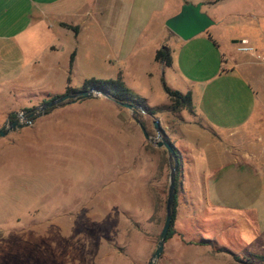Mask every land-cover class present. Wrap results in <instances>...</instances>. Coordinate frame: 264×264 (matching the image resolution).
<instances>
[{
  "label": "rangeland",
  "instance_id": "obj_1",
  "mask_svg": "<svg viewBox=\"0 0 264 264\" xmlns=\"http://www.w3.org/2000/svg\"><path fill=\"white\" fill-rule=\"evenodd\" d=\"M70 55L58 60L66 63ZM93 64L54 74L34 67L38 73L31 68L20 72L6 85L10 89L0 87V126L23 109L63 95L66 87L78 91L88 79L119 75L147 107L166 103L154 78L130 71L118 74L100 58ZM178 113L199 123L184 110L154 117L131 114L99 97L55 107L0 138V264H146L164 219L168 163L165 151L142 137L133 118L154 137L153 119L161 128L177 125ZM173 144L178 158L174 234L155 264H205L208 256L228 259L230 252L236 264H264L254 257L264 255L259 247L264 243L246 244L251 234L243 223L238 227L241 239L230 231L218 241L224 246L226 242L230 252L212 242L196 245L215 236L219 227L201 217L198 200L190 204L192 194L201 200L195 182L197 172L207 166L201 165L199 150H182L176 140ZM191 208L196 209L193 217Z\"/></svg>",
  "mask_w": 264,
  "mask_h": 264
},
{
  "label": "crops",
  "instance_id": "obj_2",
  "mask_svg": "<svg viewBox=\"0 0 264 264\" xmlns=\"http://www.w3.org/2000/svg\"><path fill=\"white\" fill-rule=\"evenodd\" d=\"M184 5H199L212 21L186 41L164 25ZM241 41L253 52H237ZM162 46L169 50V66L153 60ZM71 52L73 70L94 67L100 58L118 74H144L189 92L199 123L178 113L177 125L161 129L176 152L174 140L182 150H199L207 166L195 182L201 200L192 194L190 202L198 200L205 222L219 226L205 240L230 252L218 241L230 231L241 239L243 223L251 234L246 244L264 243V0H0V87L10 89L6 85L29 68L38 73L33 67L67 72L68 60L58 59ZM230 253L203 261L236 264Z\"/></svg>",
  "mask_w": 264,
  "mask_h": 264
},
{
  "label": "water",
  "instance_id": "obj_3",
  "mask_svg": "<svg viewBox=\"0 0 264 264\" xmlns=\"http://www.w3.org/2000/svg\"><path fill=\"white\" fill-rule=\"evenodd\" d=\"M212 21L199 10V5H184L180 8L179 12L174 16L168 18L164 25L165 27L175 36H177L182 41L191 39L192 37L204 32L210 25ZM103 97L106 99L111 98L103 93L98 91L95 88H91L85 91H76L73 93L63 94L61 96L52 98L51 100L42 103L41 105L31 109L29 112H20L15 115V118L12 121H5L3 125L0 126V138L5 137L7 134L14 132L18 129L24 128L31 124L33 118L42 116L55 107L66 105L69 103H76L81 100H90ZM121 107L126 108L131 112V114H136L140 112L145 114L139 105L134 104H119ZM133 121L138 126L142 137L150 144L155 145L158 148H161L166 153L167 163H168V183L166 191V200L164 207V219L162 223L161 230L159 232L154 251L152 252L149 260L146 264H155L158 260L162 249L163 244L166 240V236L169 230L171 222V212L173 207L174 200V184H175V173L177 170V156L175 154V149L169 140L163 138L164 132L159 125L157 119H153L152 128L154 130V137L149 136L144 127L139 123V121L133 118Z\"/></svg>",
  "mask_w": 264,
  "mask_h": 264
},
{
  "label": "trees",
  "instance_id": "obj_4",
  "mask_svg": "<svg viewBox=\"0 0 264 264\" xmlns=\"http://www.w3.org/2000/svg\"><path fill=\"white\" fill-rule=\"evenodd\" d=\"M72 59H73V54H71L69 57V61H68L69 69L71 68ZM153 60L155 62L163 64L164 66H169L170 65V53H169L168 48L165 46H162L159 49H157L154 52ZM67 81H68V78H67ZM91 88H95L98 91L107 94L111 98V100L117 105L119 104L139 105L141 109L145 112V114L152 116V117L160 113L174 114L182 110L188 113H192L189 92L181 94L178 91L171 90L164 85L162 80H161V88L167 97V103L163 105H158L155 107H147L143 103L139 102L138 99L124 86L119 75H117L114 79L84 80L78 91H85ZM73 92H76V90L66 87L64 94L73 93ZM30 110L31 109H23V111L25 112H29ZM13 117H14L13 115L9 116V119H12ZM139 123L143 126V123L141 121H139ZM175 154L177 156L176 151H175ZM177 165H178V158H177ZM175 182H176V178H175ZM174 189H175V184H174ZM174 203H175V198L173 200V207H174ZM173 220H174V208H172L171 222H170L169 230L166 236V240L169 239L174 234V230L172 227ZM205 244L209 245L211 244V242L209 240L200 239L196 243V245H205ZM254 257L258 259L259 261L264 262V255H258V256L254 255Z\"/></svg>",
  "mask_w": 264,
  "mask_h": 264
},
{
  "label": "built area",
  "instance_id": "obj_5",
  "mask_svg": "<svg viewBox=\"0 0 264 264\" xmlns=\"http://www.w3.org/2000/svg\"><path fill=\"white\" fill-rule=\"evenodd\" d=\"M235 50L239 53H252L253 49L245 41L235 44Z\"/></svg>",
  "mask_w": 264,
  "mask_h": 264
},
{
  "label": "flooded vegetation",
  "instance_id": "obj_6",
  "mask_svg": "<svg viewBox=\"0 0 264 264\" xmlns=\"http://www.w3.org/2000/svg\"><path fill=\"white\" fill-rule=\"evenodd\" d=\"M9 118V117H8ZM14 119V117L12 118V120ZM9 120V119H8ZM163 138L166 140L167 138H166V136L165 135H163Z\"/></svg>",
  "mask_w": 264,
  "mask_h": 264
}]
</instances>
